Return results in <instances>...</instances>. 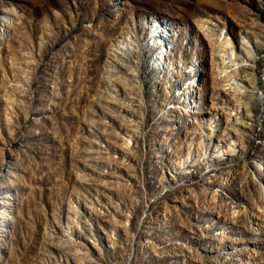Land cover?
Segmentation results:
<instances>
[{"label": "rangeland", "instance_id": "1", "mask_svg": "<svg viewBox=\"0 0 264 264\" xmlns=\"http://www.w3.org/2000/svg\"><path fill=\"white\" fill-rule=\"evenodd\" d=\"M0 264H264V0H0Z\"/></svg>", "mask_w": 264, "mask_h": 264}, {"label": "bare ground", "instance_id": "2", "mask_svg": "<svg viewBox=\"0 0 264 264\" xmlns=\"http://www.w3.org/2000/svg\"><path fill=\"white\" fill-rule=\"evenodd\" d=\"M162 58H164V56H162ZM163 197V196H162ZM153 203V202H152ZM9 216V215H8Z\"/></svg>", "mask_w": 264, "mask_h": 264}]
</instances>
